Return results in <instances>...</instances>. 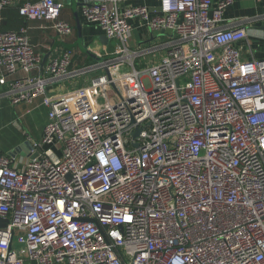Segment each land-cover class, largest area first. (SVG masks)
<instances>
[{"label": "built area", "instance_id": "built-area-1", "mask_svg": "<svg viewBox=\"0 0 264 264\" xmlns=\"http://www.w3.org/2000/svg\"><path fill=\"white\" fill-rule=\"evenodd\" d=\"M146 1H86L83 20L116 42L92 65L65 48L33 75L28 28L0 32L1 96L49 109L35 159L0 153V264H264V60L243 61L247 31L224 26L234 0ZM10 6L73 34L66 0Z\"/></svg>", "mask_w": 264, "mask_h": 264}, {"label": "crops", "instance_id": "crops-1", "mask_svg": "<svg viewBox=\"0 0 264 264\" xmlns=\"http://www.w3.org/2000/svg\"><path fill=\"white\" fill-rule=\"evenodd\" d=\"M38 1V0H35ZM87 0H66V6L62 11L61 19L66 21L73 29L72 36L66 41L62 42L57 33L52 29L51 25L42 21H28L22 18L18 12L14 9L16 7L10 6L0 11V32L3 30H19L22 26L26 25L28 28V34L30 42L35 51L42 56V66L40 69L33 72V75H38L45 68L47 62L51 56H56L61 53L65 48L71 49L74 52L75 62L79 66L92 65L99 61L97 55H104L111 52V45L105 47L100 41V37L104 36L101 30L91 24H87L81 15V8ZM220 0H215V4ZM92 2H98V0H92ZM148 6L158 5L157 1L149 0L145 2ZM139 20H135L132 24L135 26V30L132 33L130 46L132 48H143L146 42H150V32L142 28ZM224 26L232 28L235 26H241L247 31V38L236 44V47L240 50L242 60L250 62L253 60H264V0H234V3L225 10L224 13ZM24 28V27H23ZM20 29V30H21ZM161 36L153 38L154 41L160 40ZM140 38L144 41L141 46H138L137 39ZM149 38V39H148ZM94 46V47H93ZM161 54L155 56L154 63L159 60ZM85 64V65H84ZM147 66V62L143 64ZM24 73L19 70L16 77H22ZM82 82H77L74 86L78 88H86L88 86V79L86 77L81 78ZM75 89V88H73ZM60 91H69L70 88L62 85L59 88ZM3 88H0V125L5 123L6 110L9 108L18 109V119L22 120L25 117L32 115L33 113H42L44 115V125L39 127L36 131L30 128V131L21 129L18 119H12L10 122L11 127L17 130L16 139L5 143L0 140V153L10 155L15 150L20 148L26 142L40 141L43 135V130L49 119V109L42 105V100H36L32 105L20 104L13 106L10 102L1 96ZM32 145V144H31ZM24 154V155H22ZM27 154V155H26ZM32 152L21 151L16 157H12L16 162L20 164L30 161ZM11 157V156H10Z\"/></svg>", "mask_w": 264, "mask_h": 264}, {"label": "rangeland", "instance_id": "rangeland-1", "mask_svg": "<svg viewBox=\"0 0 264 264\" xmlns=\"http://www.w3.org/2000/svg\"><path fill=\"white\" fill-rule=\"evenodd\" d=\"M159 39L160 40H158V41H154L153 44L164 43L165 41L168 40L166 36H161ZM137 42L139 43L138 46H141V44L144 41H142L140 38H138ZM110 45H111V49H113L116 46V42L111 41ZM159 61H160V59L157 60V63ZM94 76H96V74H89V75L84 76V77H86L88 79V81H90V79L93 78ZM79 81L82 82V79H77V82H79ZM75 82L76 81L65 82L63 85H65V87L70 88V89L78 88L79 86L73 87ZM81 82H79V83H81ZM75 85H77V84H75ZM113 95H114V91L110 92V96H113ZM5 112H6L5 123L0 125V140H2L4 142V144L13 141V139H16V137L18 136L17 130L14 129L13 127H11L10 122L12 121V119H15V118L18 119V117H19L17 115L18 109H16V108H10V109L8 108ZM18 121H19V125H20L21 129H25L26 132L30 131V128L33 131H36L39 127L44 125V115L42 113L35 112L32 115L25 117V119H22V120L18 119ZM16 134H17V136H16Z\"/></svg>", "mask_w": 264, "mask_h": 264}, {"label": "water", "instance_id": "water-1", "mask_svg": "<svg viewBox=\"0 0 264 264\" xmlns=\"http://www.w3.org/2000/svg\"><path fill=\"white\" fill-rule=\"evenodd\" d=\"M100 41L104 45V47L109 46L110 43H111L110 40L106 36L100 37ZM137 134H138V132L135 135H137ZM23 150H24V152H27V151L29 152L30 151V152L33 153V147L31 145V143L30 142H26L25 144H23L22 146H20V148H18L17 150H15V152H13L12 154H10L9 156L16 157L17 154L18 153L21 154V151H23ZM22 155H24V154H22ZM37 155H38L37 153H33L32 156H30L29 158L31 160H33V159H35L37 157ZM8 224H9V221L7 219L0 217V229L7 228Z\"/></svg>", "mask_w": 264, "mask_h": 264}, {"label": "trees", "instance_id": "trees-1", "mask_svg": "<svg viewBox=\"0 0 264 264\" xmlns=\"http://www.w3.org/2000/svg\"><path fill=\"white\" fill-rule=\"evenodd\" d=\"M7 9H12V8H7ZM17 12H18V14H19V11H18V8H14ZM26 28V25L25 26H22V28ZM21 29V28H20ZM20 29L19 30H3L2 32H9V31H13V32H17V31H20Z\"/></svg>", "mask_w": 264, "mask_h": 264}]
</instances>
